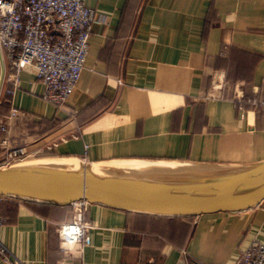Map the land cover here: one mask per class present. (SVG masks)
<instances>
[{"label":"crops","instance_id":"crops-1","mask_svg":"<svg viewBox=\"0 0 264 264\" xmlns=\"http://www.w3.org/2000/svg\"><path fill=\"white\" fill-rule=\"evenodd\" d=\"M83 2L107 22L92 24L84 69L63 108L41 98L31 67L6 94L0 46V119L15 143L53 155L39 159L86 162L210 169L264 158V106L239 111L234 100L264 101V0ZM0 217V242L25 264L72 262L62 249L77 245L57 233L66 222L91 224L83 264H185L182 250L194 264H234L252 241L264 243V199L240 212L176 219L95 204L34 210L2 199Z\"/></svg>","mask_w":264,"mask_h":264},{"label":"water","instance_id":"water-1","mask_svg":"<svg viewBox=\"0 0 264 264\" xmlns=\"http://www.w3.org/2000/svg\"><path fill=\"white\" fill-rule=\"evenodd\" d=\"M53 164L0 167V197L66 206L85 201L111 209L158 216L240 212L264 199V158L215 168H159L129 173Z\"/></svg>","mask_w":264,"mask_h":264},{"label":"built area","instance_id":"built-area-1","mask_svg":"<svg viewBox=\"0 0 264 264\" xmlns=\"http://www.w3.org/2000/svg\"><path fill=\"white\" fill-rule=\"evenodd\" d=\"M95 22L104 24L107 16L85 5L83 0H0V46L9 64L6 94L11 95L18 89L20 73L31 67L44 87L41 98L63 108L84 69L91 26ZM250 104L254 105V102L251 100ZM237 110H242L240 105ZM6 128L4 119H0V133ZM54 145L52 143L47 149ZM0 155L4 160L0 167H3L22 162L31 154L24 146L9 148L7 139L2 137ZM71 205L73 209L84 211L89 204L81 200ZM2 223L0 217V226ZM90 227L88 221L57 226L62 244L77 245L76 248H64L67 258L72 260L70 264H83L82 251L90 243ZM182 254L185 264H194L185 250ZM0 261L3 264H25L1 242ZM234 264H264V243L252 241L240 252Z\"/></svg>","mask_w":264,"mask_h":264},{"label":"bare ground","instance_id":"bare-ground-1","mask_svg":"<svg viewBox=\"0 0 264 264\" xmlns=\"http://www.w3.org/2000/svg\"><path fill=\"white\" fill-rule=\"evenodd\" d=\"M78 158H47V159H36L30 162H18L16 164H32V163H43V164H53L57 166H63L67 168H76L79 164ZM181 164H161V163H143V162H132V161H108V162H93L92 171L96 174H103L106 172H120L129 173L131 171H146L149 169H159V168H171L176 169Z\"/></svg>","mask_w":264,"mask_h":264},{"label":"trees","instance_id":"trees-1","mask_svg":"<svg viewBox=\"0 0 264 264\" xmlns=\"http://www.w3.org/2000/svg\"><path fill=\"white\" fill-rule=\"evenodd\" d=\"M247 95V94H246ZM242 96V100H238L237 99H234L235 100V105H236V108L237 106H241V109H243V106H246L247 104H250V101L252 100L254 102V104L258 105L260 103V105L262 106L264 104V101H261V102H257L259 100H257V98H251L250 96ZM43 130H47L46 126L43 128ZM6 138L7 141H8V147L9 148H13V147H17V146H21L22 144L21 143H15V141L13 140V137H10L7 133V130L4 132V133H0V138ZM20 139V138H18ZM40 156L41 158H45V157H50V156H53L51 154V151L49 150H45L43 152L40 153ZM2 199H7V200H12V201H18V200H14V199H10V198H2L0 197V200ZM18 202H22L23 204H25L27 207L31 208V209H34V210H42L43 208H47V209H53V210H60L62 208H66V207H69L72 209V205L71 204H68L66 206H58V205H53V204H44V203H36V202H27V201H18ZM117 210V209H115ZM124 212H128V211H124ZM138 214V213H136ZM150 216H154V217H162V218H193L195 216H181V217H176V216H158V215H150ZM62 249V248H61ZM62 251L64 252L65 256H67V250L65 249H62Z\"/></svg>","mask_w":264,"mask_h":264},{"label":"rangeland","instance_id":"rangeland-1","mask_svg":"<svg viewBox=\"0 0 264 264\" xmlns=\"http://www.w3.org/2000/svg\"><path fill=\"white\" fill-rule=\"evenodd\" d=\"M0 156H1V155H0ZM39 158H41L40 153H35V154H32V155L28 156V157L25 158L24 160H22V163H23V162H30V161H33V160H36V159H39ZM32 159H33V160H32ZM3 161H4V160L0 159V165L3 164ZM20 162H21V161H20Z\"/></svg>","mask_w":264,"mask_h":264}]
</instances>
